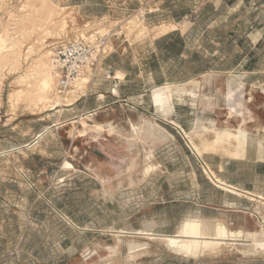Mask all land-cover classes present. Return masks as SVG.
Segmentation results:
<instances>
[{
    "label": "rangeland",
    "instance_id": "1",
    "mask_svg": "<svg viewBox=\"0 0 264 264\" xmlns=\"http://www.w3.org/2000/svg\"><path fill=\"white\" fill-rule=\"evenodd\" d=\"M175 2L177 22L145 6L115 23L104 0H0V264H264V0ZM117 27L124 46L154 44L159 66L105 127L81 101L98 71L58 94L52 56ZM224 131L238 138L215 143ZM195 217L242 235L177 254L164 238Z\"/></svg>",
    "mask_w": 264,
    "mask_h": 264
},
{
    "label": "crops",
    "instance_id": "2",
    "mask_svg": "<svg viewBox=\"0 0 264 264\" xmlns=\"http://www.w3.org/2000/svg\"><path fill=\"white\" fill-rule=\"evenodd\" d=\"M175 1L172 0L171 2L173 3L165 5L166 10H164L163 8H158L163 3V0H104L100 14L110 19V22L117 23L126 20V18L131 16V13L140 12L145 6L146 8L151 6L157 9L153 13L149 12L150 14L147 17L149 21L172 18V22H177L179 19H175L174 13H172V10L175 11L177 9L178 2ZM179 1H181L179 4H181L182 11L187 10V2H185L187 0ZM189 16L186 14L180 18L186 19ZM175 31L178 30H173L166 35L168 36ZM180 33L181 37L185 38L189 32L188 30H183ZM120 39L114 40L113 54L96 69L98 73L95 77V86L89 90L87 96H83L86 98L81 100L83 101V107L87 106L89 97H92L96 102L95 106L86 110L91 117H95L98 111L105 110V127L115 122V117L112 113L114 107L131 99L137 85L139 88L145 85L146 81H148L149 73H154L158 69L157 66H159L157 58H155V49L152 48L154 44H151L149 48L146 47L144 49V47H141L134 50L131 47L124 46L125 41H120ZM157 39L159 38L154 41L156 42ZM77 103L75 102V105Z\"/></svg>",
    "mask_w": 264,
    "mask_h": 264
},
{
    "label": "bare ground",
    "instance_id": "3",
    "mask_svg": "<svg viewBox=\"0 0 264 264\" xmlns=\"http://www.w3.org/2000/svg\"><path fill=\"white\" fill-rule=\"evenodd\" d=\"M61 7V6H60ZM28 8V7H27ZM47 11V10H46ZM57 13V12H56ZM42 19V18H41ZM144 19V18H142ZM45 20V19H43ZM140 22V21H139ZM89 24V23H88ZM148 25V24H147ZM143 26V25H142ZM174 29V28H173ZM30 30V29H29ZM168 28H163L157 31V35H166L168 34ZM82 34V33H81ZM171 34V33H170ZM165 37V36H164ZM150 39V38H149ZM13 43V42H12ZM2 44V43H1ZM4 45V44H3ZM13 46V45H12ZM4 48V47H1ZM6 49V48H5ZM30 49V48H29ZM27 51V50H26ZM16 53V52H15ZM10 55V54H9ZM29 55V53H28ZM11 56V55H10ZM44 57V56H43ZM16 59V58H15ZM5 61V60H4ZM1 62V61H0ZM16 62V61H14ZM7 63V62H6ZM11 63V62H10ZM11 67V66H10ZM43 67V66H42ZM17 68V67H16ZM10 69V68H9ZM17 70V69H16ZM32 70V69H31ZM39 70V69H38ZM28 71V70H27ZM16 73V71H15ZM46 73H49L46 71ZM44 73V74H46ZM19 76V75H18ZM32 76V75H31ZM121 76V75H120ZM44 78V77H43ZM42 78V79H43ZM55 78V77H54ZM23 79V78H22ZM21 80V79H20ZM26 80V79H25ZM34 80V79H33ZM79 80V79H78ZM91 81V78L83 77L80 79L79 84L84 85L88 84ZM77 82V81H76ZM40 84V81L38 82ZM23 84V83H22ZM25 85V84H24ZM43 88L45 91L50 90L51 82L47 78L43 79L42 82ZM72 90V89H71ZM29 92V91H28ZM69 92V91H68ZM37 93V92H36ZM180 96V100L182 99L183 94H187L189 92H176ZM82 94V93H81ZM175 91L170 88L169 85L163 87H156L152 91L153 102L154 105L159 109L164 108L165 106L170 107V103L173 101ZM233 94L232 89L229 87L228 90V98ZM75 97V96H74ZM70 99V98H69ZM62 101L57 102L56 104H60ZM73 103V102H72ZM71 103V104H72ZM81 118V116H80ZM225 132V131H224ZM234 135L225 132L219 133L217 135V141L215 143H220L226 140H231L233 138H238V135ZM237 141V140H236ZM249 142V139H242L241 144L246 146ZM227 144V143H226ZM222 145V144H221ZM220 146V145H219ZM218 146V147H219ZM222 146H220L219 148ZM210 149V148H209ZM224 149V148H223ZM218 182V181H217ZM197 216V215H196ZM206 226V225H204ZM203 224L199 221L198 217L195 219H189L182 223L179 231L174 236H166L164 239L166 240L168 246L177 254H182L184 256L191 257H199L206 253L215 252L223 243L225 239L228 238H238L242 234L241 232L235 233L230 232L224 225L217 226L215 233L208 232L204 229ZM254 234V233H253ZM255 235V234H254ZM248 236V235H247ZM250 236V235H249ZM257 243V242H256ZM242 244V243H241ZM240 251V250H239Z\"/></svg>",
    "mask_w": 264,
    "mask_h": 264
},
{
    "label": "built area",
    "instance_id": "4",
    "mask_svg": "<svg viewBox=\"0 0 264 264\" xmlns=\"http://www.w3.org/2000/svg\"><path fill=\"white\" fill-rule=\"evenodd\" d=\"M123 36L121 28L108 33L99 31L58 46L52 56L56 91L64 94L87 70L96 69L113 53V42Z\"/></svg>",
    "mask_w": 264,
    "mask_h": 264
}]
</instances>
